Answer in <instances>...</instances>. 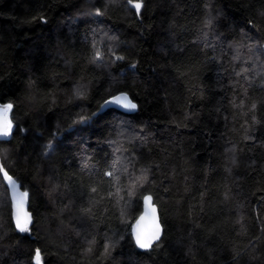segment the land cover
Listing matches in <instances>:
<instances>
[{
	"label": "trees",
	"instance_id": "1",
	"mask_svg": "<svg viewBox=\"0 0 264 264\" xmlns=\"http://www.w3.org/2000/svg\"><path fill=\"white\" fill-rule=\"evenodd\" d=\"M122 92L133 114L98 113ZM9 103L0 166L33 223L0 172V264H264V0H0Z\"/></svg>",
	"mask_w": 264,
	"mask_h": 264
},
{
	"label": "snow or ice",
	"instance_id": "2",
	"mask_svg": "<svg viewBox=\"0 0 264 264\" xmlns=\"http://www.w3.org/2000/svg\"><path fill=\"white\" fill-rule=\"evenodd\" d=\"M129 4H132L135 8L137 14H139L141 8L143 7V0H136V2H133V0H128ZM97 15H100L101 13L97 11ZM102 54L97 51L95 54V59H100ZM117 59H122L121 57H117ZM106 103H115L120 105L121 107L132 111L135 110L137 105L133 103L127 95H121L118 97H114L112 101L106 102ZM12 104H3L0 105V138H6L9 137L12 133L13 124L10 119V112L12 109ZM0 172L3 173L4 178L9 182V185L12 189V191L15 193L17 189V185L15 181L12 179L11 176L8 175L7 171L3 169L2 166H0ZM106 175H113L112 172L106 173ZM138 179H146V177H141ZM93 192L96 191V189H92ZM27 193H19L18 195L14 196V219H15V226L16 229L19 232H27L29 231V225L31 223V215L25 210V204H26V198ZM145 204L148 208L151 209V224L150 227L144 228L141 226L140 221L137 222V227L134 229L135 233V242L136 245L141 249H150L154 242L158 241L160 239L161 235V226L156 220L155 216V208L151 206V197H145ZM144 220V217H141V221ZM107 250V249H106ZM34 262L35 264H41V253L40 250L37 249L35 251L34 255Z\"/></svg>",
	"mask_w": 264,
	"mask_h": 264
},
{
	"label": "water",
	"instance_id": "3",
	"mask_svg": "<svg viewBox=\"0 0 264 264\" xmlns=\"http://www.w3.org/2000/svg\"><path fill=\"white\" fill-rule=\"evenodd\" d=\"M121 95H127V97L129 98V100H131L133 103L136 104V102H134V101L131 99V97H130L127 93L122 92V93H119V94H117V95H114V96H112L111 98H109L108 100H106V101L101 105L100 110H99L98 113H104L105 111H107V110H109V109H113V110H116V111L121 112V113H124V114H128V115L133 114V113L136 111L137 107H136L135 110L129 111V110H127V109L121 107V106L118 105V104H115V103H106V102H110V101H112L114 97H118V96H121ZM0 105H1V104H0ZM136 105H137V104H136ZM9 137H10V136H9ZM9 137H6V138H9ZM6 138H0V139H6ZM2 167H3V166H2ZM3 169H4V168H3ZM4 170H5V169H4ZM5 171H6V170H5ZM1 173H2V172H1ZM7 173H8V172H7ZM8 175L11 176L9 173H8ZM2 176H3V173H2ZM11 177H12V176H11ZM3 179H4L6 185H7L8 188H9V193H10L11 202H12V215H13V221H14V224H15V219H14V211H15V209H14V196H15V195H18L19 193H25V191L22 189L21 184H20V183L14 178V177H12V179L15 181V183H16V185H17V189H16V192H15V193L12 191V189H11V187H10V185H9V182L4 178V176H3ZM26 193H27V192H26ZM27 194H28V195H27V198H26L25 210H26L28 213H30V215H31V223H30V225H31V224L33 223V216H32V213H31V211H30V209H29V197H30V196H29V193H27ZM148 196H150V197L152 198L150 204H151V206L154 207L155 210H156V211H155V216H156V220H157V222H158V223L160 224V226H161V235H160V239H159L158 241L154 242L153 245H152V247H151L150 249H141V248H139V247L136 245V246H137L140 250H142V251L151 250V249L153 248L154 245H156L157 243L160 242V240H161L162 237H163V233H164V228H163V225H162V223H161V219H160V214H159L158 206H157V204L155 203L154 198H153L152 195L147 194V195L144 196V198H145V197H148ZM141 217H144V220H143V221H141ZM151 219H152V216H151V209L148 208V207L146 206V204H145V199H143V210H142V213L138 216V218L134 221V223H133V225H132V236H133L134 241H135V233H134V229L137 227V222L140 221V224H141L142 227H144V228H148V227H150ZM30 225H29V226H30ZM135 244H136V242H135Z\"/></svg>",
	"mask_w": 264,
	"mask_h": 264
},
{
	"label": "rangeland",
	"instance_id": "4",
	"mask_svg": "<svg viewBox=\"0 0 264 264\" xmlns=\"http://www.w3.org/2000/svg\"><path fill=\"white\" fill-rule=\"evenodd\" d=\"M12 130H13V128H12ZM41 264H42V261H41Z\"/></svg>",
	"mask_w": 264,
	"mask_h": 264
}]
</instances>
